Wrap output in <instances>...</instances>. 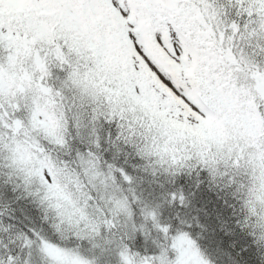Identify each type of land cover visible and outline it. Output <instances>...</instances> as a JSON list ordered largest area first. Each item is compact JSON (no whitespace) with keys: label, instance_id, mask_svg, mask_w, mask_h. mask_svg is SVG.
Wrapping results in <instances>:
<instances>
[{"label":"snow or ice","instance_id":"1","mask_svg":"<svg viewBox=\"0 0 264 264\" xmlns=\"http://www.w3.org/2000/svg\"><path fill=\"white\" fill-rule=\"evenodd\" d=\"M0 264H264V0H0Z\"/></svg>","mask_w":264,"mask_h":264}]
</instances>
